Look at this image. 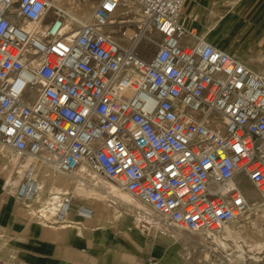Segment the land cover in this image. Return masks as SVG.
Here are the masks:
<instances>
[{"label":"built area","instance_id":"2783aa9c","mask_svg":"<svg viewBox=\"0 0 264 264\" xmlns=\"http://www.w3.org/2000/svg\"><path fill=\"white\" fill-rule=\"evenodd\" d=\"M184 3L99 0L84 20L54 0H0V145L24 170L18 196L36 197L38 163L85 165L228 264L244 246L228 230L264 208V75L187 27Z\"/></svg>","mask_w":264,"mask_h":264},{"label":"crops","instance_id":"0c3cea01","mask_svg":"<svg viewBox=\"0 0 264 264\" xmlns=\"http://www.w3.org/2000/svg\"><path fill=\"white\" fill-rule=\"evenodd\" d=\"M180 20L264 75V0H185ZM7 149L0 145V256L5 264H223L199 241L201 236L162 230L159 227L162 221L155 215L146 219L157 228L129 226V229L109 221L90 205L87 206L93 208L91 215L80 213L77 206L72 207L70 214L69 207L60 222L44 223L30 218L24 206L29 205L31 213L35 210L38 213L42 206L33 201L37 196L29 201L17 195L16 186L22 182L24 170L8 162L11 156ZM38 164L41 165L35 170V177L40 180L38 191L43 188L48 193L55 187L70 192L75 189L68 183L54 182L48 177L50 166ZM7 169H10L8 176ZM247 193L250 197V192ZM136 203L139 202L131 205L119 200L117 206L108 204L114 207L116 216L121 214L118 205H125L133 212L134 223L146 226L148 223L141 220ZM50 215L53 213L45 217ZM260 225H264V218L259 215L238 221L235 239L244 241L246 256L237 255L228 264H264V251L258 254L256 248L264 237ZM199 250L206 255L204 263L195 257ZM236 252L233 248V254ZM261 256L263 259L259 260Z\"/></svg>","mask_w":264,"mask_h":264},{"label":"rangeland","instance_id":"374dc122","mask_svg":"<svg viewBox=\"0 0 264 264\" xmlns=\"http://www.w3.org/2000/svg\"><path fill=\"white\" fill-rule=\"evenodd\" d=\"M98 1L99 0H54V2L56 4L62 5L68 11H70L71 13H75L79 18H82L84 20L90 16L92 9L95 7V5L98 3ZM128 8H130L133 11V13L138 16L139 8L136 4L129 2ZM114 34L119 35L120 32L118 31V32H115ZM142 49H144L143 51L145 52V55H147V56L152 55L154 52V47H152V46L151 47H144L143 46ZM7 150H10V149H7ZM9 154L12 157L13 151L10 150ZM37 167H41V165L38 164ZM50 168L52 171L50 172L48 177H51L54 181H56V183L58 181L61 183H68L70 185L71 189L75 188L71 192L73 195V204L71 205L70 214L73 213V208L79 204L86 205V206L90 205V206L96 207L98 210H100L102 212L104 217H106L109 221H112L113 223L115 222L118 226H123L127 229L130 228L129 226H134V227L137 226V227H141V228H144V227H156L157 228V226L154 224H147L146 226H144L143 225L144 223H139V224L134 223L133 212H131L127 207H125V205H118L119 206L118 208L121 210V214H120V216H116V214L114 212V210H115L114 207L112 205L108 204V202H112L110 197H106L104 200H99L101 198L100 197V191L97 189H96V191H94V193L82 194L81 187L83 186V187L91 188L90 182H77L74 179V172H72V173L64 172V171H61V170L56 169L55 167H51V166H50ZM6 173L8 176V174L10 173V169H7ZM87 173H89L88 179L91 178V174H96L95 172L90 171L88 169H87ZM106 179L100 177L99 179L95 180V182H96V184H99V183L100 184H108V181ZM60 180H63V181H60ZM95 182L93 184H95ZM76 184L77 185L79 184V187H76ZM243 186H244L245 190L247 189V191L250 192L251 201L253 199L256 201L260 200V197H259L256 189L254 188V186L251 183L246 182ZM14 190H15V188H14ZM39 191H38V193H39ZM37 197H38V194H37ZM46 197H47L46 195L42 194V196L40 197V200L38 201V203H39L38 205H40V206L46 205V203H45ZM124 197H127V196L124 195ZM136 204L138 205L139 203H136ZM115 205L117 206V204H115ZM29 209H31L29 205L24 206V210L26 211V213L29 215L30 218L38 219L39 221L44 222V223L45 222H52V221H54V222L59 221V219L58 220L57 219H47V218L39 215V213H37V210H35V213L34 212L31 213L29 211ZM143 209L150 211L148 209V207L146 208L143 206ZM251 212H253L252 215H259V216L264 218V208L263 207H261L260 209H257V210H256V208L254 210V207H253V208H251ZM51 213L54 214V211ZM152 215H155L158 217L157 213H154ZM63 223L69 224V222H67V221H65ZM260 228H261L262 236H264L263 235L264 225H260ZM170 230H172L173 232H184L187 234L190 233L188 231H181V230L173 228V227H171ZM235 235H236V233H235ZM260 241L264 242V237L261 238ZM260 250L264 251V248H262ZM195 257H197V259L201 258L202 262L204 263L206 255H205L203 250H199V251H197V254Z\"/></svg>","mask_w":264,"mask_h":264},{"label":"bare ground","instance_id":"6f19581e","mask_svg":"<svg viewBox=\"0 0 264 264\" xmlns=\"http://www.w3.org/2000/svg\"><path fill=\"white\" fill-rule=\"evenodd\" d=\"M6 149V148H5ZM9 149V148H8ZM10 151V150H9ZM45 164H47L48 166H51V167H55L53 166L49 161H44ZM56 168V167H55ZM18 169V168H17ZM58 169V168H56ZM87 169L90 170V171H93L95 172L94 170L90 169L89 167L85 166V165H82L80 166L79 168H77L74 172V179L77 181V182H90L91 184V188H87V187H81V192L82 194H91V193H94V191L99 190L100 191V199H105L106 197H110L111 198V201L112 202H108L112 205H115L119 200H122L126 203H129V204H133L135 202H139L140 205H137V208H138V214L139 216L141 217V220H143V216L145 215V218L147 216H151L152 214L154 213H157L155 210L152 209V207H150L148 204H145L143 202H141L138 198L134 197L132 194H130L129 192L121 189L120 187L116 186L114 183H112L111 181H109L108 179H106V177H104L102 174L100 173H97L95 172L96 174H91V178L88 179V175L89 173H87ZM22 170V169H21ZM38 170V169H37ZM39 172V171H37ZM42 172V171H41ZM38 175V174H37ZM100 177L102 178H105L107 181H108V184H96L95 180L99 179ZM55 179V178H54ZM43 180V179H42ZM60 181H63V180H60ZM65 181V180H64ZM55 182V181H54ZM95 182V184H93ZM60 183V182H58ZM76 183V182H75ZM65 184V183H64ZM63 185V184H62ZM59 186V185H57ZM40 185H38V189H39ZM49 187V186H48ZM65 187V186H64ZM67 187V186H66ZM76 187H79V184L77 185L76 184ZM57 188L55 187L54 189L53 188H50V191H48V193H46L44 191L43 188H41V190L39 191V193L37 192L38 194V197H36L33 201H39L40 200V197L43 195H46V205L40 207L38 209V213L39 215L45 217L46 215H48L49 213L51 214V212L54 211V214L53 215H50V216H47L45 218L47 219H51V218H54V219H63V217L66 215V212L68 210L69 207H65L66 205L64 204L63 202V199L62 197L60 196L59 193H71L70 191H64V190H56ZM54 190V191H53ZM56 190V191H55ZM53 191V192H51ZM55 192V193H54ZM54 193V194H53ZM41 195V196H40ZM123 195L122 199H120V197ZM124 195H126L127 197H124ZM37 196V195H36ZM40 196V197H39ZM259 200L257 201H253V203H256L258 202ZM253 204L251 203V206H250V210L251 208L254 207L255 209V206H252ZM143 206L144 207H148V209L151 211H148L146 209H143ZM63 208H65L64 212L63 211ZM145 212H149L150 215H146ZM62 213V214H61ZM158 215V214H157ZM149 221V220H148ZM150 222V221H149ZM229 233L233 234L234 237H237L235 235L236 232V228H232L230 230H228ZM258 246L256 247L258 250L264 248V242H258ZM250 249H253L252 247H250ZM236 250H237V255H241L243 257H245L246 255L244 254V252L246 251V248L242 245H238V247L236 246Z\"/></svg>","mask_w":264,"mask_h":264}]
</instances>
